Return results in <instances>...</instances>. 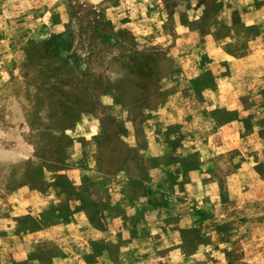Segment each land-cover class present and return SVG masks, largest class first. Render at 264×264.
Listing matches in <instances>:
<instances>
[{"label": "rangeland", "instance_id": "rangeland-1", "mask_svg": "<svg viewBox=\"0 0 264 264\" xmlns=\"http://www.w3.org/2000/svg\"><path fill=\"white\" fill-rule=\"evenodd\" d=\"M0 264H264V0H0Z\"/></svg>", "mask_w": 264, "mask_h": 264}]
</instances>
